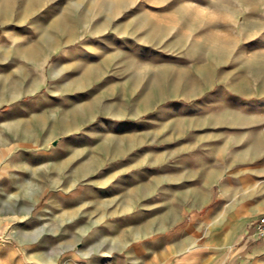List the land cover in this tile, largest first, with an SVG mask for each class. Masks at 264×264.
Segmentation results:
<instances>
[{"label": "rangeland", "instance_id": "obj_1", "mask_svg": "<svg viewBox=\"0 0 264 264\" xmlns=\"http://www.w3.org/2000/svg\"><path fill=\"white\" fill-rule=\"evenodd\" d=\"M197 211L256 240L264 0H0V264H190Z\"/></svg>", "mask_w": 264, "mask_h": 264}, {"label": "crops", "instance_id": "obj_2", "mask_svg": "<svg viewBox=\"0 0 264 264\" xmlns=\"http://www.w3.org/2000/svg\"><path fill=\"white\" fill-rule=\"evenodd\" d=\"M246 206H238V209H245ZM255 209H261L262 206L257 205L254 207ZM201 214L200 212H195L191 223L189 224V231L192 233L193 241H196L195 246L198 245V235L201 231V225L205 226L207 234L203 235V244L197 246L190 253L184 255L190 264H225L229 262V264H256L263 260L264 257V239H254L248 240L245 244H242L235 248L236 245L243 242L245 237L242 233L238 232L233 228V224L227 223L223 221V225L221 222H210L204 223V221L200 220ZM223 226V227H222ZM210 242H219L221 245L229 247L228 253L215 250H210L209 245L206 243ZM253 242L252 244H249ZM259 242V243H258ZM218 255H222L221 257H215Z\"/></svg>", "mask_w": 264, "mask_h": 264}, {"label": "built area", "instance_id": "obj_3", "mask_svg": "<svg viewBox=\"0 0 264 264\" xmlns=\"http://www.w3.org/2000/svg\"><path fill=\"white\" fill-rule=\"evenodd\" d=\"M255 234L256 239H264V216L259 219Z\"/></svg>", "mask_w": 264, "mask_h": 264}, {"label": "bare ground", "instance_id": "obj_4", "mask_svg": "<svg viewBox=\"0 0 264 264\" xmlns=\"http://www.w3.org/2000/svg\"><path fill=\"white\" fill-rule=\"evenodd\" d=\"M31 1H32V0H31ZM34 2H35V1H34ZM32 3H33V2H32ZM39 3H40V2H39ZM35 4H36V3H35ZM27 5H28V4H27ZM33 5H34V4H33ZM38 5H39V4H38ZM165 6H166V5H165ZM35 7H36V6H35ZM26 8H27V7H26ZM28 9H29V8H28ZM33 9H34V8H33ZM33 9H32V10H33ZM26 10H27V9H26ZM27 11H31V10H27ZM8 35H9V34H8ZM5 41H7V40H5ZM72 111H73V110H72ZM65 114H66V113H65ZM68 115H69V114H68ZM60 116H61V115H60ZM60 116H59V117H60ZM68 118H69V117H68ZM60 120H61V119H60ZM36 121H37V124H38V125H43V124L46 125V122L43 123V121H44L43 119L38 118ZM56 123H57V122H56ZM38 125H37V127H38ZM58 144H59L58 141H55V142H54V145H58ZM0 233H1V232H0ZM2 238H3V237H2ZM263 246H264V245H263Z\"/></svg>", "mask_w": 264, "mask_h": 264}]
</instances>
